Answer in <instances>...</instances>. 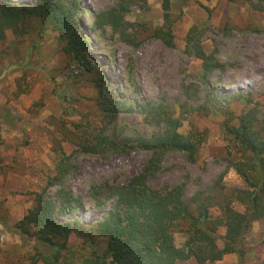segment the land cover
<instances>
[{
	"label": "rangeland",
	"instance_id": "1",
	"mask_svg": "<svg viewBox=\"0 0 264 264\" xmlns=\"http://www.w3.org/2000/svg\"><path fill=\"white\" fill-rule=\"evenodd\" d=\"M9 1L34 6L37 0H0V5ZM169 1L174 47L152 36L166 25L164 0H80L83 12L77 21L88 43L90 68L100 71L107 90L126 104L111 125L98 112L88 70L72 63L52 26L32 20L26 35L7 31L6 39L0 41V77L11 63H27L25 69L10 71L0 80V264H30L32 246H24L1 222L21 221L44 190L54 200L58 192L67 191L80 201L57 215L61 221L80 220L89 225L108 214L114 202L108 199L107 189L123 186L138 175L149 160L147 153L110 159L80 156L71 161V173L63 184L48 188V181L60 153L71 155L90 125L117 139L151 136L153 129L140 111L143 103L167 106L182 122L180 133L196 130L207 137L195 163L171 156L163 173L151 182L153 187L181 185L188 202L196 195H210L214 215H219L217 205L224 194L244 187L228 166L224 124L230 115L244 113L246 99L252 101L251 109H257L264 124V2H253L263 8L260 11L248 0ZM120 4L128 10L127 22L146 25L128 32L135 35L140 48L124 43L111 27L98 30L93 26L90 15L98 16ZM193 27L201 30L203 51L217 65L209 75L202 60L186 54V37ZM235 208L244 211L239 205ZM175 239L181 248L188 236L178 232ZM84 241L73 235L69 243L78 247ZM105 246V241L96 244L98 250ZM218 246L222 248L223 242L218 241ZM245 247V264H264V221L253 224ZM179 264L197 263L190 259ZM213 264L240 262L232 254Z\"/></svg>",
	"mask_w": 264,
	"mask_h": 264
},
{
	"label": "trees",
	"instance_id": "2",
	"mask_svg": "<svg viewBox=\"0 0 264 264\" xmlns=\"http://www.w3.org/2000/svg\"><path fill=\"white\" fill-rule=\"evenodd\" d=\"M248 1L254 10L263 9L255 5L254 0ZM170 8V1L164 0L166 25L155 29L152 36L174 47ZM82 12L80 0H37L34 6L5 2L0 5V41L6 39L7 31L26 35L32 20H38L43 27L52 26L65 44V53L72 63L88 70L97 92L98 112L103 122L111 125L126 104L107 90L105 76L90 68L88 43L77 21ZM127 13V8L120 4L119 8L98 16L90 15V19L96 29L111 27L124 43L140 48L141 43H136L135 35L128 32L137 26L146 28V25L127 22ZM201 36L198 27L188 32L186 54L202 60L204 72L209 75L217 65H212L203 51ZM26 67L27 63H11L0 80L6 73ZM239 98L244 100L242 96ZM244 101L247 105L244 113L239 117L230 115L224 124L230 157L228 166L244 187L223 195V201L217 205L219 215L212 211L210 195H196L188 202L181 185L161 188L151 185L163 173L171 156H184L188 162L195 163L207 137L196 130L186 135L180 133L182 122L167 106L147 102L140 105V111L153 129L151 136L117 139L110 137L106 130L90 125L71 155L60 153L61 159L48 181V188L63 184L71 173V161L80 156L110 159L131 152L147 153L149 160L138 175L123 186L107 189L108 199L114 205L102 220L89 225L80 220H59L58 214H64L68 207L73 203L79 205L80 201L67 191L58 192L54 200L47 189L36 195L34 207L21 221L13 225L6 221L1 223L9 233L19 236L24 246H32L34 255L30 264H179L190 259L197 264H213L232 254L238 256L240 264H245L246 237L255 222L264 221V124H260L257 109H251L252 101ZM128 109L135 110L133 105ZM236 205L244 211H238ZM222 230H225L224 235ZM178 232L188 236L181 248L176 245ZM73 235L85 239L83 245L71 246L69 241ZM99 241H105L103 250L96 248ZM218 241L223 242L222 248Z\"/></svg>",
	"mask_w": 264,
	"mask_h": 264
}]
</instances>
